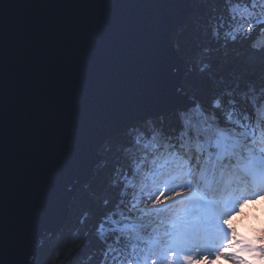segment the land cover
Here are the masks:
<instances>
[{"label": "snow or ice", "instance_id": "snow-or-ice-1", "mask_svg": "<svg viewBox=\"0 0 264 264\" xmlns=\"http://www.w3.org/2000/svg\"><path fill=\"white\" fill-rule=\"evenodd\" d=\"M207 2L183 78L158 55L152 21L138 25L142 40L132 49L127 25H108L99 11L46 33L30 12L5 15L6 53L12 37L31 76L16 116L32 162L19 213L6 215V193L0 201V264H35L38 219L93 166L95 184L82 196L98 214L90 231V213L68 230V243L79 242L67 264L236 259L226 221L264 199V0Z\"/></svg>", "mask_w": 264, "mask_h": 264}, {"label": "water", "instance_id": "water-1", "mask_svg": "<svg viewBox=\"0 0 264 264\" xmlns=\"http://www.w3.org/2000/svg\"><path fill=\"white\" fill-rule=\"evenodd\" d=\"M194 0H0V201L5 197V213L16 216L21 208L24 178L29 175L31 158L25 150L22 154L17 140V106L23 92L31 82V76L25 77V69L19 61L15 42L9 37L7 53L5 47L4 17H14L21 12H30L40 26L41 32L57 21L89 19L99 11L106 24L120 22L127 25V41L134 49L141 42L138 25L152 21L156 28L151 34L152 43L163 60L173 62L185 70L189 68L176 52L172 36L181 28L192 14ZM165 28L166 41L163 39ZM61 39L71 40L72 33ZM128 89L135 86L137 75L135 65L129 62ZM132 114H136L135 112ZM89 175L86 183L79 184L71 191L61 207L43 214L37 221L39 236L36 246L45 238L52 239L66 223L69 205L75 195L86 187L94 175ZM75 183V181H73ZM68 188L71 185L67 186Z\"/></svg>", "mask_w": 264, "mask_h": 264}, {"label": "trees", "instance_id": "trees-1", "mask_svg": "<svg viewBox=\"0 0 264 264\" xmlns=\"http://www.w3.org/2000/svg\"><path fill=\"white\" fill-rule=\"evenodd\" d=\"M192 6V14H190L185 22V24L179 28L174 35L172 36V43L175 46L176 52L182 61L187 64L189 67L191 66V53L192 47L195 40V32L192 30L193 23L201 18V14L209 7L210 5L207 0H194L191 4ZM215 7H223L221 4L214 5ZM259 29L257 30V36H259ZM95 173V170H94ZM95 175L89 180L87 186L82 188L74 197L72 202L69 205V214L66 223L62 226L59 232L52 238L48 237L41 240L37 245L39 250L41 251V255L37 258L35 264H44L46 260V264H67L68 255L74 249L76 243L79 241H73L72 243H68L71 232L69 229H74L79 225V221L84 218L85 213H90V216L86 221V230H91V226L94 224L96 216L98 214V209L92 204L90 198H85L82 196V193L88 190L89 186L95 184ZM259 222L254 219L250 224L249 233L253 235V237H258L255 235L257 232H264V225L259 224L257 230L254 231V227ZM262 227H261V226ZM256 228V227H255ZM261 230V231H260ZM63 236V239L60 237ZM261 236V235H260ZM260 240V237L256 240ZM59 240V246H55L56 242ZM254 246L248 247V250H251L253 253H258L259 256H264V252L258 247L259 244L253 243ZM66 246V247H65ZM92 247L96 246V242L93 239L91 243ZM247 249V248H246ZM58 252H63V256H57ZM50 253V255H49ZM259 258V257H257Z\"/></svg>", "mask_w": 264, "mask_h": 264}, {"label": "clouds", "instance_id": "clouds-1", "mask_svg": "<svg viewBox=\"0 0 264 264\" xmlns=\"http://www.w3.org/2000/svg\"><path fill=\"white\" fill-rule=\"evenodd\" d=\"M252 213L253 219H256L261 224H264V199L254 201L252 203H245L242 207H240L237 213L233 214L227 221L226 224L228 228L231 229V235L235 238H240V234L236 230V226L240 225V227H246L247 223V214ZM259 213V215L257 214ZM255 235H261L262 239L259 241L260 243H264V232H257ZM255 242V241H253ZM246 259L252 260L253 264H264V256H259L258 253H253L251 251L243 254ZM259 257V258H257ZM192 264H234V260L224 261L222 259H217L215 261H206L200 260L197 262H192Z\"/></svg>", "mask_w": 264, "mask_h": 264}, {"label": "rangeland", "instance_id": "rangeland-1", "mask_svg": "<svg viewBox=\"0 0 264 264\" xmlns=\"http://www.w3.org/2000/svg\"><path fill=\"white\" fill-rule=\"evenodd\" d=\"M83 188H85V187H83ZM257 214L259 215V213H257ZM247 217L248 218H247L246 227L242 228V227H240V225L236 226V230L240 234V238L233 237L231 235V231L229 233V243L227 245V248H228L227 254L236 257V259H234V264H253L252 260L246 259L245 256L243 255L244 253L251 251V250H248V247L250 248L251 246H254L253 243H255V245H256V243H258L259 244L258 247L261 249L262 252H264V243L259 242V241H261L262 236L258 235V237H256V236L253 237V235L249 233L250 225H252V224H250V220H252L251 222L254 221V219L251 218L252 213L251 212L248 213ZM259 224H261V223L259 222L258 224H256V226H255L256 228L254 227V229H253L254 231L257 230V227L259 226ZM263 225L264 224H262V226ZM259 237H260V240L259 239L256 240ZM253 241H255V242H253ZM224 261H228V260H224Z\"/></svg>", "mask_w": 264, "mask_h": 264}]
</instances>
